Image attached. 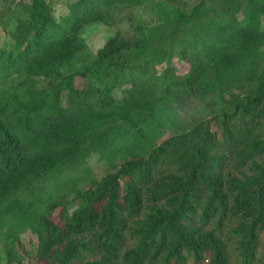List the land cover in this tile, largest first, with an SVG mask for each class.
Wrapping results in <instances>:
<instances>
[{"label":"trees","instance_id":"obj_1","mask_svg":"<svg viewBox=\"0 0 264 264\" xmlns=\"http://www.w3.org/2000/svg\"><path fill=\"white\" fill-rule=\"evenodd\" d=\"M150 1L77 0L60 21L49 0L17 2L22 16L6 30L13 47L0 56V200L9 208L122 127L132 145L115 172L34 217L37 263L264 264V0H200L189 10L159 0L168 39L140 29L132 41L107 42L85 68L67 69L81 50L72 29ZM186 88L207 94L210 117L164 138L170 116L137 125L144 110ZM58 208L62 226L51 221ZM5 236L11 264L17 238Z\"/></svg>","mask_w":264,"mask_h":264},{"label":"rangeland","instance_id":"obj_2","mask_svg":"<svg viewBox=\"0 0 264 264\" xmlns=\"http://www.w3.org/2000/svg\"><path fill=\"white\" fill-rule=\"evenodd\" d=\"M18 1L21 0H0V56L13 47L6 30L14 27L12 19L22 16L20 7L16 5ZM22 1L29 3V0ZM49 1L52 3L55 18L60 21L68 15V6L77 0ZM199 1L178 0V5L182 9L189 10ZM228 1L232 6L238 2V0ZM158 2L159 0L150 1L138 8L117 6L110 12L111 21L84 22L72 29V34L81 41V50L70 61L67 69L74 72L85 68L107 42L113 39L116 42L132 41L140 29L152 30L162 40L168 39L170 33L165 31L167 27L164 21H160L164 8L159 6ZM261 29L264 32V18ZM175 66L181 67L183 64L176 63ZM206 97V93L199 92L196 88L183 89L177 94L170 95L165 101L144 110L141 113L143 118L136 121L137 125L144 130L151 123L150 118L161 121L165 116L172 117L175 123L173 130L166 129L158 138L167 137L178 128H190L194 123L206 120L211 113L205 106ZM151 127L153 130L146 132V135L154 138L158 132L155 127ZM214 128L212 127V130L215 131ZM131 145L130 135L122 127H117L106 137L100 136L91 150L85 151L83 148L77 157L63 162L44 180L32 184V187L26 188L24 193L19 192L11 199L9 208L3 200H0V210L7 207L5 212L7 217L0 220V264H5L4 239L9 233L17 238L14 239L15 260L11 264H39L35 258L37 239L31 229L34 217L48 202L56 200L62 193L67 194L66 197L71 199L76 193L87 190L92 182H98L106 174L115 172L122 162L120 151ZM64 216L63 208H58L52 213L51 221L62 226ZM127 239H130L127 245L131 246L134 240ZM262 243L264 245V235Z\"/></svg>","mask_w":264,"mask_h":264}]
</instances>
